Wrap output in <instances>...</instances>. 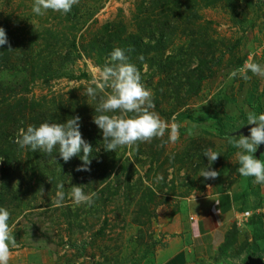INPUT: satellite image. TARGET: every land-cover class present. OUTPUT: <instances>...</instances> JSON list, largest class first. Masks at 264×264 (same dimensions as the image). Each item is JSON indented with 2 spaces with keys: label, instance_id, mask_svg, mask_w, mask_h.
Here are the masks:
<instances>
[{
  "label": "rangeland",
  "instance_id": "1",
  "mask_svg": "<svg viewBox=\"0 0 264 264\" xmlns=\"http://www.w3.org/2000/svg\"><path fill=\"white\" fill-rule=\"evenodd\" d=\"M33 3L0 0L9 42L0 46V150L9 157L0 154V207L16 242L8 264H158L194 204L227 192L251 216L229 225L208 262L188 264L264 262V185L239 174V150L225 140L254 126L249 111L264 113V77L229 79L246 62L264 66V0H79L67 14L43 16ZM115 48L140 71L169 130L113 152L93 123L110 89L97 99L85 90ZM75 116L93 149L90 171H76L82 151L66 163L58 146L47 154L14 143L21 127ZM209 148L220 154L214 180L200 177ZM253 155L264 160V148ZM58 184L60 207L52 203ZM73 186L96 193L91 207L72 202Z\"/></svg>",
  "mask_w": 264,
  "mask_h": 264
},
{
  "label": "clouds",
  "instance_id": "2",
  "mask_svg": "<svg viewBox=\"0 0 264 264\" xmlns=\"http://www.w3.org/2000/svg\"><path fill=\"white\" fill-rule=\"evenodd\" d=\"M79 0H34L32 12L43 16L48 11L67 14L73 5ZM9 44L5 30L0 27V46ZM10 48V45H9ZM143 59V57H140ZM264 77V66L255 62H246L242 67L233 70L229 79L237 76L245 81L252 77L248 75ZM110 89L106 96H100L95 111L98 115L93 117V123L102 132L103 146L106 151L115 152L118 148L134 146L139 143H151L153 139L162 138L169 130V125L160 119L154 111L152 93L141 82V73L137 67L128 62V57L120 48H115L104 66L93 69V79L85 90V94L97 99L98 92ZM247 125L250 135L239 137L226 135L225 140L239 151L236 152L239 167L237 171L242 177L253 178V184L264 185V160L254 157L258 147L264 144V113L257 114L253 111L247 113ZM80 117L75 116L67 119L65 123H42L38 127H21L14 143L23 149L30 147L33 152L40 150L51 154L58 146L59 156L66 163L74 156H80L83 164L76 171H90L91 145L82 138L80 132ZM178 126L171 125L170 140L177 139ZM163 143L158 145L162 147ZM207 157L209 167L201 169L200 177L206 180L216 179L220 173L211 170V165L220 154L211 148L203 152ZM183 175V173H182ZM43 192V189L40 190ZM72 202L79 206L86 204L91 207L96 193L85 194L81 186L71 187L69 193ZM65 199L64 185L58 184L55 198L52 203L60 207ZM10 213L0 207V264H8L10 259V245L16 242L11 234L8 224Z\"/></svg>",
  "mask_w": 264,
  "mask_h": 264
},
{
  "label": "crops",
  "instance_id": "3",
  "mask_svg": "<svg viewBox=\"0 0 264 264\" xmlns=\"http://www.w3.org/2000/svg\"><path fill=\"white\" fill-rule=\"evenodd\" d=\"M225 198L224 204L222 199ZM193 216L180 227L178 236L172 238L161 252L158 264H188L190 259L205 261L211 251L220 246L229 225L242 214L232 199V193L206 197L194 204Z\"/></svg>",
  "mask_w": 264,
  "mask_h": 264
},
{
  "label": "water",
  "instance_id": "4",
  "mask_svg": "<svg viewBox=\"0 0 264 264\" xmlns=\"http://www.w3.org/2000/svg\"><path fill=\"white\" fill-rule=\"evenodd\" d=\"M251 127H254V126H247V127H244L241 130V132H243L244 136H249L250 135V131L249 130H250ZM263 148H264V144H261L258 147V150L261 151ZM244 264H264V262L261 259H259V258H254L252 256H248Z\"/></svg>",
  "mask_w": 264,
  "mask_h": 264
},
{
  "label": "trees",
  "instance_id": "5",
  "mask_svg": "<svg viewBox=\"0 0 264 264\" xmlns=\"http://www.w3.org/2000/svg\"><path fill=\"white\" fill-rule=\"evenodd\" d=\"M110 49H111V47H110ZM102 50V49H101ZM146 53H149L150 51L148 50V49H146V51H145ZM199 81H200V79H199ZM4 119H7V118H4ZM0 154H1V156H3V158L5 159V161L6 160H8V155L5 153V150H3V149H1L0 150ZM2 170V169H1ZM4 172V169L2 170V173ZM4 174V173H3ZM3 174H1V175H3Z\"/></svg>",
  "mask_w": 264,
  "mask_h": 264
},
{
  "label": "built area",
  "instance_id": "6",
  "mask_svg": "<svg viewBox=\"0 0 264 264\" xmlns=\"http://www.w3.org/2000/svg\"><path fill=\"white\" fill-rule=\"evenodd\" d=\"M251 216V214H250V212H244L243 214H242V217H250Z\"/></svg>",
  "mask_w": 264,
  "mask_h": 264
}]
</instances>
